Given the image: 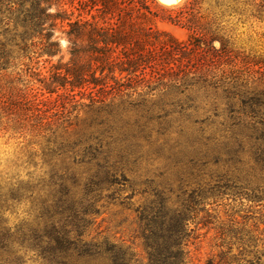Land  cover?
Wrapping results in <instances>:
<instances>
[{
	"label": "rangeland",
	"instance_id": "1",
	"mask_svg": "<svg viewBox=\"0 0 264 264\" xmlns=\"http://www.w3.org/2000/svg\"><path fill=\"white\" fill-rule=\"evenodd\" d=\"M156 1L176 8L186 0L176 5ZM203 10L217 14L235 49L252 62L241 69L240 79L264 90V0H204ZM160 27L179 40L187 38L177 26ZM63 29L65 25L56 26L53 40L60 47L53 56L42 55L41 46L30 41L25 50L11 45V59L0 68V95L15 96L17 101L24 96L42 109L24 122L0 110V194L15 183L40 186L50 180L51 170L74 175L81 192L104 162L101 157L82 156L85 144L90 145L97 152H110L109 161L117 166V183L98 193L99 214L89 229L91 237L105 238L146 264L137 209L158 197L170 209L181 208L190 192L201 189L205 195L193 207L198 213L189 224L194 232L187 264H264V138L260 126L246 123L243 112L249 108L244 101L221 90L195 88L181 95L151 96L138 108L127 104L137 99L133 97L118 100L110 114L87 113L66 96L58 98L64 91L51 94L43 87L54 66L70 60ZM28 109L23 101L16 110L32 116L33 109ZM76 141L84 145L74 147ZM60 144L65 148L60 149ZM216 184L222 187L213 188ZM110 194L115 196L107 199ZM30 207L29 199H23L6 212L9 225L29 220ZM21 264L46 263L28 251L21 254Z\"/></svg>",
	"mask_w": 264,
	"mask_h": 264
},
{
	"label": "trees",
	"instance_id": "2",
	"mask_svg": "<svg viewBox=\"0 0 264 264\" xmlns=\"http://www.w3.org/2000/svg\"><path fill=\"white\" fill-rule=\"evenodd\" d=\"M203 1L186 0L172 8L156 0H0V68L11 59V45L25 50L30 41L41 46L42 55L53 56L60 47L53 40L56 26L65 25L62 33L70 60L55 65L49 80L42 82L48 93L64 91L58 98L66 96L87 113L99 115L110 114L118 100L137 97L127 104L138 108L157 94L221 90L244 101L249 108L243 112L246 123L260 126L264 138V113L258 112L264 109V90L239 76L252 62L235 49L217 14L203 10ZM161 25L184 29L187 38L179 40ZM23 101L28 110L33 109L32 116L16 110ZM0 108L23 122L42 112L39 103L24 96L17 101L15 96L0 95ZM72 145L66 147L73 149ZM81 154L104 161L81 192L74 175H56L51 170L50 180L40 186L15 183L0 194V264H21V254L28 251L46 264H139L126 249L91 237L89 229L99 214L98 193L103 186L117 183V166L110 163V152H97L90 145L85 144ZM204 195L201 189L193 190L181 208L170 209L158 197L137 209L148 253L146 264H187L194 232L189 224L198 213L193 207L201 204ZM23 199L31 203L30 219L11 226L5 213ZM255 259L257 263L259 258Z\"/></svg>",
	"mask_w": 264,
	"mask_h": 264
},
{
	"label": "bare ground",
	"instance_id": "3",
	"mask_svg": "<svg viewBox=\"0 0 264 264\" xmlns=\"http://www.w3.org/2000/svg\"><path fill=\"white\" fill-rule=\"evenodd\" d=\"M161 3H163V4H165V5H176V4H178L179 2H181V0H177V2H175V3H165V2H163V0H159Z\"/></svg>",
	"mask_w": 264,
	"mask_h": 264
},
{
	"label": "snow or ice",
	"instance_id": "4",
	"mask_svg": "<svg viewBox=\"0 0 264 264\" xmlns=\"http://www.w3.org/2000/svg\"><path fill=\"white\" fill-rule=\"evenodd\" d=\"M163 2H165V3H175V2H177V0H163Z\"/></svg>",
	"mask_w": 264,
	"mask_h": 264
}]
</instances>
